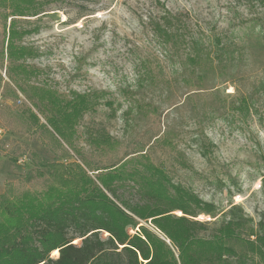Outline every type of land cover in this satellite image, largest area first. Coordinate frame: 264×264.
Wrapping results in <instances>:
<instances>
[{
  "label": "rangeland",
  "instance_id": "rangeland-1",
  "mask_svg": "<svg viewBox=\"0 0 264 264\" xmlns=\"http://www.w3.org/2000/svg\"><path fill=\"white\" fill-rule=\"evenodd\" d=\"M5 15L0 10V51L11 22ZM17 28L28 32L20 44L35 51L25 61L37 71L31 84L64 99L100 96L77 127L86 154L101 134L122 143L121 158L140 142L173 185L214 205L215 213L196 218L210 223L207 236L234 206L258 223L264 215V0H54L36 17L18 18ZM197 55L202 61L194 65ZM8 66L0 60L2 85L15 88ZM200 76L202 90L187 85ZM19 95L0 104L30 106ZM149 107H159L161 128L174 133L173 148L155 143L159 127L146 117ZM32 152L55 160L38 134L0 125V193L33 173Z\"/></svg>",
  "mask_w": 264,
  "mask_h": 264
},
{
  "label": "trees",
  "instance_id": "trees-1",
  "mask_svg": "<svg viewBox=\"0 0 264 264\" xmlns=\"http://www.w3.org/2000/svg\"><path fill=\"white\" fill-rule=\"evenodd\" d=\"M53 1L0 0V10L11 19L0 60L9 62L15 87H3L0 77V98L18 100L22 94L30 104L15 109L0 104V125L11 133L38 134L55 157L50 161L32 152L33 173L0 193V264H264V215L254 225L234 206L207 236L210 223L196 218L215 213L214 205L173 185L142 143L124 158L122 143L104 134L93 139L90 154L77 145V127L101 104L100 96L76 93L64 99L31 84L37 71L25 61L35 51L20 44L28 32L17 28L18 18L36 17ZM164 21L171 26V17ZM192 61L199 65L202 58ZM204 80L200 76L187 85L202 90ZM159 110L149 107L145 115L159 127L155 143L171 149L174 133L161 128ZM130 228L139 231L130 235ZM77 239L80 244H74ZM53 252L57 258H51Z\"/></svg>",
  "mask_w": 264,
  "mask_h": 264
}]
</instances>
